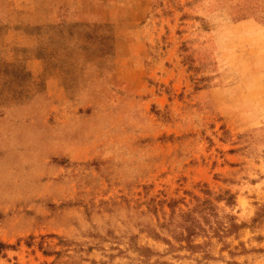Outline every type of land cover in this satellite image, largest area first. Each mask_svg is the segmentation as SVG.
<instances>
[{
  "label": "rangeland",
  "instance_id": "1",
  "mask_svg": "<svg viewBox=\"0 0 264 264\" xmlns=\"http://www.w3.org/2000/svg\"><path fill=\"white\" fill-rule=\"evenodd\" d=\"M0 264H264V0H0Z\"/></svg>",
  "mask_w": 264,
  "mask_h": 264
},
{
  "label": "trees",
  "instance_id": "2",
  "mask_svg": "<svg viewBox=\"0 0 264 264\" xmlns=\"http://www.w3.org/2000/svg\"><path fill=\"white\" fill-rule=\"evenodd\" d=\"M6 248H9V247H7L6 245L0 243V253Z\"/></svg>",
  "mask_w": 264,
  "mask_h": 264
}]
</instances>
